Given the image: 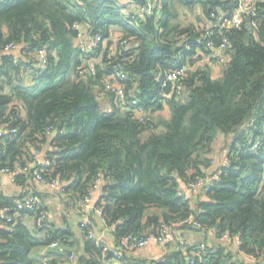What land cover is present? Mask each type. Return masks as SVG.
Segmentation results:
<instances>
[{"label":"trees","instance_id":"obj_1","mask_svg":"<svg viewBox=\"0 0 264 264\" xmlns=\"http://www.w3.org/2000/svg\"><path fill=\"white\" fill-rule=\"evenodd\" d=\"M253 1L255 14L220 30L214 25L231 18L240 0H0V171L23 174L18 170L33 163L46 181L63 184L68 208L80 213L77 202L102 179L95 208L122 242L126 264L152 263L131 258L124 238L156 234L164 225L193 229L181 224L189 218L219 240L238 239L237 254L263 261L264 0ZM207 33L216 49L229 42L219 79L208 65H195L206 55L214 59L202 38ZM9 44L19 46L20 57L5 51ZM117 67L126 76V99L144 105V116L106 90ZM182 67L188 70L178 95L163 83ZM164 101L167 120L154 115ZM55 130L51 165H39L36 152ZM220 135L230 139L225 162L210 170ZM216 175L208 191L180 195L181 182ZM39 197L38 211L10 213L14 222L0 227V264H34L38 247L45 252L41 264H65L59 250L70 245V231L53 223L48 235L37 227V236L22 222L48 210ZM14 204L0 192V208ZM89 234L78 264H107L114 252ZM54 241L61 246L47 249ZM235 257L228 244L207 245L201 257L178 245L155 264H247Z\"/></svg>","mask_w":264,"mask_h":264},{"label":"crops","instance_id":"obj_2","mask_svg":"<svg viewBox=\"0 0 264 264\" xmlns=\"http://www.w3.org/2000/svg\"><path fill=\"white\" fill-rule=\"evenodd\" d=\"M183 15V14H182ZM9 53L14 54L17 57L21 56L20 48L9 50ZM211 57V56H210ZM208 56L201 58L195 64L196 66L208 65L211 69V75L213 79H219L223 75V67L225 62H220L218 58L208 60ZM165 97H171V95H164ZM101 100L104 102L106 109L110 108V99L102 96ZM26 111L23 112V115ZM155 118L161 120H167L170 118L169 106L166 101L163 102V107L155 112ZM53 132L47 136V141L40 145V148L36 152L35 160L39 165L46 166L51 164L49 159V154L54 151L52 144ZM230 143V139L225 136H218L213 147L212 162H215L211 166V170L216 166L225 162L227 147ZM220 146L223 150L217 148ZM218 150V151H217ZM223 151V152H222ZM222 162V163H221ZM212 165V164H211ZM20 173V172H19ZM19 175H23V178H18ZM24 180V182H23ZM105 182L102 180L95 187L93 194V209L89 212V219L91 222V228L95 232L96 237L109 246L110 249L121 248L122 242H120L114 233L113 228L105 224L102 213L96 210L95 205L99 199L103 196V188ZM184 191V188H183ZM0 192L8 198L14 199L18 202L26 197L32 195H39L42 197L44 204L47 206L49 211V217L54 225L63 231H70L72 236L70 237V245L68 247L63 246L59 250L60 254L64 250L66 252V257H64L65 264H78L79 256L84 254V241H85V231L82 229V219L83 213H80L76 207L69 209L65 200L66 195L61 191L49 188L45 186L42 182L38 181L36 177L30 173L14 174V173H0ZM192 197V196H191ZM206 199L203 195L199 197ZM151 212H155L152 210ZM23 224L34 234L38 236V229L35 222V218L31 215H25L22 217ZM177 238H185L194 246H199L202 243H207L210 247L218 246L219 244H228L230 249L235 252L236 257L243 259L247 264H264V259L255 261L251 257H247L245 254H237L238 245L236 242L231 240H219L216 237L215 231L211 230L208 234L197 228H178L173 230ZM178 242H169L164 246H160L156 243H150L143 249H139L130 253V257L136 261H145L147 263L155 264L161 261L165 255L178 247ZM63 251V252H64ZM59 252H56L59 254ZM44 248L38 247L34 249L31 253V258L34 264H41L43 260Z\"/></svg>","mask_w":264,"mask_h":264},{"label":"built area","instance_id":"obj_3","mask_svg":"<svg viewBox=\"0 0 264 264\" xmlns=\"http://www.w3.org/2000/svg\"><path fill=\"white\" fill-rule=\"evenodd\" d=\"M254 4L255 2L253 0L251 1L240 0V5L237 8V10L234 12L232 17L231 18L220 17L219 21L214 26L218 27L220 30L239 27L243 22L244 15L255 14L256 9H255ZM77 28L79 29V27ZM209 36H210V33H207L205 35H202V38L206 40V46L209 49H214L215 52H214L213 57L218 58L220 62L228 61L229 56L224 54L227 47L229 46V42L227 41V39H224L221 46L218 49H216L213 41L208 39ZM81 37L82 35L80 34V38ZM99 42H100V37H97L91 45L95 46L99 44ZM123 44H126V41H124ZM17 48H19V46L14 45V44H9L5 48V51L14 50ZM82 50L83 51L86 50L85 45L82 46ZM39 55H40V59L42 63L45 64L46 63V52L44 50H40ZM211 58L212 57H209L208 60H210ZM187 70L188 69L186 67H182V68L173 70L170 73H168L164 79L163 87H166L169 84H171V93H176L178 95H181L183 91V80L185 79L184 77H185ZM114 71H116V76L114 77H116L117 80L108 82L106 84V90L111 93H114L115 97H117V100H119V102L121 103L123 107L125 106L131 107L132 105H134L137 107L138 114L140 116H144V114L147 111L144 105H141L140 102L137 101L136 99L130 102H128V100L126 99V93H127L126 85L122 84L123 83L122 81L126 79L125 73L122 72V69L120 67L115 68ZM110 108H112L111 105H110ZM8 133H15V131H12V132L9 131ZM0 136H3L2 132H0ZM50 165L51 164H47L46 166L48 167ZM18 172H21V173H31L32 172V175L36 177L38 181L45 184V186L52 188V189L59 190V191L63 189V184H61L59 181H56V180H53L51 182L46 181V179H44V177L42 176V172L39 171L38 169H35V165L33 163H30L28 166L24 168H20ZM0 173H11V172L9 171V169H3L0 171ZM219 179H220V175L209 176L206 179L197 177L196 181L192 182L189 185H186V190H184V192H182L180 195L181 196L186 195L187 197H190L193 194L202 192L203 188H205L206 191H208V188H207L208 185H210L215 180H219ZM101 181L102 179H98L95 187ZM95 187L94 189L91 190V192L86 197H84L83 199H80L77 202V206L80 208V210L83 213V219L81 223L82 229L84 231L90 230L89 236L91 238H94L97 241L98 245L102 246L105 251L110 250L114 252L113 258L110 261H108L107 264H126L123 251L120 249L111 250L108 245H106L104 242H102L100 239L96 237L95 232L91 228V222H90L88 214L94 207L93 194L95 191ZM41 206H42V202H41L40 197L38 195H32L18 202H15L14 207L7 206L4 208H0V227L1 228L7 227L9 226L8 224L14 222L13 221L14 218L12 215H10V213H13V212L18 213L20 211H38L41 208ZM97 210L100 211L101 213V210L99 209ZM35 222H36L37 227L41 228L42 233L44 235L45 234L48 235V233L51 232L53 229V226H52L53 222L51 221L49 217L48 210L41 211L38 214V216L35 217ZM181 224H188V225L190 224V226L194 228H197V229L201 228V225L198 222H196L193 218H189L183 221ZM222 240H230V239L228 236H224ZM174 241H177L178 244L183 248V250H185L186 253H189L197 257H201V253L205 251L207 247L206 243H202L196 247L183 237L177 238L174 231L165 225L163 226L162 230L159 233L147 234V235H143L142 237L128 236L123 239L124 248L128 252L143 249L150 243H156L160 246H164L168 244L169 242H174ZM235 242L237 245H240V242L238 239H236ZM59 246H61V243L59 241H54L47 247V249L53 250V249L58 248ZM45 264H47L46 259H45Z\"/></svg>","mask_w":264,"mask_h":264},{"label":"water","instance_id":"obj_4","mask_svg":"<svg viewBox=\"0 0 264 264\" xmlns=\"http://www.w3.org/2000/svg\"><path fill=\"white\" fill-rule=\"evenodd\" d=\"M57 133H58L57 130H55V131L53 132V136H56ZM181 185L183 186L184 190H186V185H185L183 182H181Z\"/></svg>","mask_w":264,"mask_h":264},{"label":"rangeland","instance_id":"obj_5","mask_svg":"<svg viewBox=\"0 0 264 264\" xmlns=\"http://www.w3.org/2000/svg\"><path fill=\"white\" fill-rule=\"evenodd\" d=\"M249 1H251V0H249ZM217 148H218V150H219V149L223 150L220 146H217ZM218 150H217V151H218ZM222 152H223V151H222ZM211 164H212V163H211ZM210 170H211V168H210ZM42 263H43V261H42Z\"/></svg>","mask_w":264,"mask_h":264}]
</instances>
